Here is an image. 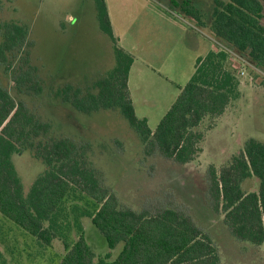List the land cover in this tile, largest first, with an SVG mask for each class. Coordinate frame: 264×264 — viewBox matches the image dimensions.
<instances>
[{
	"label": "rangeland",
	"instance_id": "374dc122",
	"mask_svg": "<svg viewBox=\"0 0 264 264\" xmlns=\"http://www.w3.org/2000/svg\"><path fill=\"white\" fill-rule=\"evenodd\" d=\"M170 1L104 0L116 44L133 56L129 87L135 114L147 117L152 130L177 96V87L190 79L196 59L210 49L228 52V67L238 79L239 95L218 119L205 117L195 127L202 138L192 160L147 152L118 109L84 114L62 98L68 85L70 95L74 89L95 92V80L115 64L114 43L100 28L95 0H0V24L16 21L29 26L28 40L15 59L10 58V68L0 66V80L16 100L51 124L48 137L67 138L77 145L120 207L150 214L176 209L210 235L219 264H264V242L254 245L237 239L208 189L211 170L218 171L246 139L264 141V69L212 35L214 0H190L202 13V26ZM27 70L32 81L16 86L12 77ZM12 162L28 192L44 169L43 162L31 149L15 153ZM257 186L254 176L242 183L247 192ZM82 222L94 261L106 252L114 258L122 242L110 250L90 219L83 217ZM64 250L60 236L44 244L0 215V264H56Z\"/></svg>",
	"mask_w": 264,
	"mask_h": 264
},
{
	"label": "trees",
	"instance_id": "16d2710c",
	"mask_svg": "<svg viewBox=\"0 0 264 264\" xmlns=\"http://www.w3.org/2000/svg\"><path fill=\"white\" fill-rule=\"evenodd\" d=\"M101 30L112 40L115 64L94 82L95 92L70 86L65 101L84 114L118 109L140 136L147 152L178 160H192L202 133L195 129L205 117L218 119L239 95L238 79L228 67L225 49H210L195 61L194 71L170 107L151 130L145 117L136 116L127 79L133 56L116 44L104 0H95ZM185 17L202 26V13L190 0H171ZM264 0H214L210 17L212 35L229 50L245 54L264 69ZM29 37V26L10 21L0 24V66L10 68ZM10 58H13L12 60ZM31 70L15 74L16 86L32 81ZM0 80V215L44 244L60 236L64 253L56 264H219L209 234L186 213L164 208L154 213L122 208L116 195L101 185L77 148L62 137H48L51 124L16 100ZM40 88V87H39ZM39 89H37L38 92ZM23 149L34 151L44 169L24 192L12 157ZM254 176L255 191L242 183ZM209 193L215 207L239 240L264 242V141L245 140L242 149L209 175ZM87 217L103 234L111 250L122 242L116 256H98L85 237Z\"/></svg>",
	"mask_w": 264,
	"mask_h": 264
},
{
	"label": "crops",
	"instance_id": "0c3cea01",
	"mask_svg": "<svg viewBox=\"0 0 264 264\" xmlns=\"http://www.w3.org/2000/svg\"><path fill=\"white\" fill-rule=\"evenodd\" d=\"M112 26V25H111ZM112 31H113V29H112ZM126 51V50H125ZM132 64H133V62H132ZM131 68H132V65H131V67H130V70H129V73H128V79H127V85H128V89H129V93H130V97H131V92H130V87H129V80H130V72H131ZM179 87H181L180 85L177 87L178 88V93H179ZM177 93V94H178ZM176 98V97H175ZM132 100V99H131ZM175 100V99H174ZM132 104H133V101H132ZM172 104V103H171ZM133 107H134V104H133ZM170 107V106H169ZM134 111H135V109H134ZM143 117H145V116H143ZM143 117H139V118H143ZM146 119H147V117H145ZM148 123V122H147ZM148 125V124H147ZM149 127V126H148ZM150 128V127H149ZM152 130V129H151Z\"/></svg>",
	"mask_w": 264,
	"mask_h": 264
},
{
	"label": "built area",
	"instance_id": "2783aa9c",
	"mask_svg": "<svg viewBox=\"0 0 264 264\" xmlns=\"http://www.w3.org/2000/svg\"><path fill=\"white\" fill-rule=\"evenodd\" d=\"M244 73H245L244 70L240 71V74H241V75H243Z\"/></svg>",
	"mask_w": 264,
	"mask_h": 264
}]
</instances>
